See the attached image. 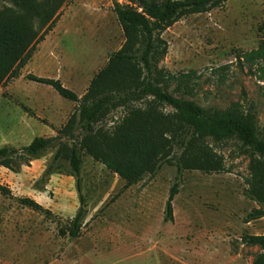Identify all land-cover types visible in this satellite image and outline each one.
I'll return each instance as SVG.
<instances>
[{
  "label": "rangeland",
  "instance_id": "374dc122",
  "mask_svg": "<svg viewBox=\"0 0 264 264\" xmlns=\"http://www.w3.org/2000/svg\"><path fill=\"white\" fill-rule=\"evenodd\" d=\"M113 1L67 0L62 5L54 28L35 46L18 77L0 88V147L26 146L66 123L76 104L26 76L59 80L82 96L123 42ZM263 22L264 0H228L221 8L190 15L162 33L168 50L159 67L177 77L187 75L189 95L184 98L204 109L224 110L232 103L251 108L264 139V82L258 67L249 71L237 59L257 48ZM175 86L173 82L168 92L178 97ZM122 114V109L112 110L103 124L113 126ZM207 143L223 158L226 171H183L169 222L164 212L174 165L163 164L128 187L83 154L87 215L75 239L59 233L79 206L74 179L56 173L44 191L35 189L53 151L19 173L0 167V184L11 190L0 195V264H252L261 249L242 238L264 234V217L246 222L258 208L244 193L249 157L236 139ZM22 198L33 199L49 213L25 206Z\"/></svg>",
  "mask_w": 264,
  "mask_h": 264
},
{
  "label": "trees",
  "instance_id": "16d2710c",
  "mask_svg": "<svg viewBox=\"0 0 264 264\" xmlns=\"http://www.w3.org/2000/svg\"><path fill=\"white\" fill-rule=\"evenodd\" d=\"M66 1L0 0V88L18 77L35 46L54 28ZM123 1L112 3L123 42L94 74L82 96L65 88L59 80L26 76L30 81L52 87L76 106L54 135L34 137L26 146L0 147V167L19 173L31 161L53 151L35 189L44 191L46 180L56 173L74 179L79 206L68 227L59 233L75 239L80 236L87 215L81 179L83 154L102 164L128 187L154 175L163 164L174 165L176 175L164 212V221L169 222L173 219L172 201L178 194L183 171L205 174L226 171L223 158L207 141L223 143L236 139L249 157L244 193L258 204L247 215L246 222L263 218L264 139L257 132L252 109L239 103H232L224 110L204 109L184 98L189 95L184 84L187 75L177 77L159 67L168 50L161 37L164 31L190 15L221 8L228 0ZM260 30L263 37L257 48L238 54L237 59L249 71L258 67L264 82L261 66L264 65V22ZM173 82L178 97L168 92ZM165 107L171 111H165ZM116 109H122L123 114L107 128L103 120ZM10 194V188L0 184V195ZM21 202L33 210L49 213L33 199L22 198ZM242 241L261 249L252 264H264V234L246 235Z\"/></svg>",
  "mask_w": 264,
  "mask_h": 264
},
{
  "label": "crops",
  "instance_id": "0c3cea01",
  "mask_svg": "<svg viewBox=\"0 0 264 264\" xmlns=\"http://www.w3.org/2000/svg\"><path fill=\"white\" fill-rule=\"evenodd\" d=\"M120 48V47H119ZM88 85H89V82H88Z\"/></svg>",
  "mask_w": 264,
  "mask_h": 264
}]
</instances>
